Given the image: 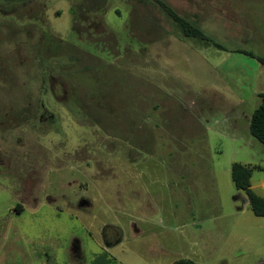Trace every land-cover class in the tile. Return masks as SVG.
<instances>
[{
    "label": "rangeland",
    "instance_id": "obj_1",
    "mask_svg": "<svg viewBox=\"0 0 264 264\" xmlns=\"http://www.w3.org/2000/svg\"><path fill=\"white\" fill-rule=\"evenodd\" d=\"M0 1L19 8L12 32L0 11V264H264V217L230 178L249 165L264 197V68L228 50L264 51L217 29L221 48L145 58L120 0L104 25L106 0Z\"/></svg>",
    "mask_w": 264,
    "mask_h": 264
},
{
    "label": "crops",
    "instance_id": "obj_2",
    "mask_svg": "<svg viewBox=\"0 0 264 264\" xmlns=\"http://www.w3.org/2000/svg\"><path fill=\"white\" fill-rule=\"evenodd\" d=\"M162 1L177 12V14L194 23L205 35L220 29L227 36L229 34L233 35L238 45L241 43L243 45L248 41L257 45L258 47L256 48H259L260 51H264V0ZM138 9L140 20L138 51L145 58L147 57L148 48H146V44L148 43L155 44L154 58H159L158 55L163 56L166 49L173 50L177 47L174 45L175 43L179 41L183 42V39L180 37L185 36L179 32L176 23L168 18L155 0H141ZM149 11H152V13ZM151 30H153L154 34H150V32L152 33ZM239 49L242 50L243 47H235L228 51L238 52L237 50ZM246 50L251 51L252 49ZM228 55L226 54V57ZM259 56L264 58V55ZM255 60L258 62L256 65H259V70L261 67L264 68V64L260 63L257 59ZM256 80L262 81L260 78H256ZM258 91L256 90L257 96L258 93L264 92ZM251 188L255 191L253 186ZM255 192L259 194V192Z\"/></svg>",
    "mask_w": 264,
    "mask_h": 264
},
{
    "label": "trees",
    "instance_id": "obj_3",
    "mask_svg": "<svg viewBox=\"0 0 264 264\" xmlns=\"http://www.w3.org/2000/svg\"><path fill=\"white\" fill-rule=\"evenodd\" d=\"M155 2L160 6V8L166 13L168 18L174 21L180 27L181 33L185 37H197L206 42H211L214 46L221 48L219 44L210 40L203 31L197 27L194 23L190 22L186 18L180 16L171 7H169L162 0H155ZM238 52H243L251 57H255L260 63L264 64V58L255 56L251 52L244 50H237ZM259 103L256 108L252 111L249 123L248 131L249 133L258 141L264 143V92L258 93ZM252 168L249 165H245L239 162H233L230 166V178L234 186L243 191L247 202L250 205L252 213L256 216L264 217V197L257 194L250 185ZM171 264H194L191 259H178Z\"/></svg>",
    "mask_w": 264,
    "mask_h": 264
},
{
    "label": "flooded vegetation",
    "instance_id": "obj_4",
    "mask_svg": "<svg viewBox=\"0 0 264 264\" xmlns=\"http://www.w3.org/2000/svg\"><path fill=\"white\" fill-rule=\"evenodd\" d=\"M80 1V0H79ZM95 1H97L98 3L101 1V0H95ZM104 1V0H103ZM110 0H106L105 2V6L103 7V6H101V8H99V7H95L93 10H92V12H93V14H95V13H100V15H101V18H100V20H101V23H102V25H104L103 24V17H104V14L107 12V10H108V6H109V2ZM130 2H127V0H120L119 2L122 4V6H124L125 7V5L126 6H128L129 7V9L131 10V8H130V6H134V7H137L138 8V6H139V4H140V1L141 0H133V1H131V0H129ZM11 3H4L5 5H10V7L9 8H6V9H2V10H0L3 14H1V15H5V18L6 19H3L4 21H5V23L3 24V27H8L9 28V30H11V32H12V30L14 29V28H10V26H13V27H16L15 26V24L17 23V22H19V20H18V18H17V11H18V5H16V2H13V1H10ZM0 4H2V2L0 1ZM23 4V3H22ZM99 6V5H98ZM139 10V9H138ZM70 11H71V19H72V22L74 23L75 21H74V11L75 10H73V8L71 7L70 8ZM116 12H118V10H115ZM15 14V15H14ZM9 15V16H8ZM9 17L11 18V17H13L14 19H9ZM12 21H13V23H12ZM91 21V20H90ZM94 21V20H93ZM92 21V22H93ZM95 23V22H94ZM138 50H139V45H138ZM3 59H1V61H2ZM10 62V61H9ZM2 64V63H1ZM10 64H11V62H10ZM11 67V66H10ZM10 67H8V69L10 68ZM19 206L18 205H15L14 206V210H18L19 208H18Z\"/></svg>",
    "mask_w": 264,
    "mask_h": 264
},
{
    "label": "water",
    "instance_id": "obj_5",
    "mask_svg": "<svg viewBox=\"0 0 264 264\" xmlns=\"http://www.w3.org/2000/svg\"><path fill=\"white\" fill-rule=\"evenodd\" d=\"M246 201H247V199H246Z\"/></svg>",
    "mask_w": 264,
    "mask_h": 264
}]
</instances>
